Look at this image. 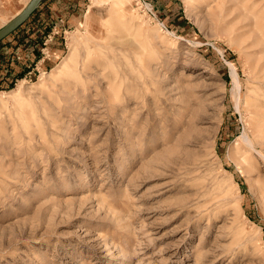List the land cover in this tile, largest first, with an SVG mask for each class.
<instances>
[{"label": "rangeland", "instance_id": "374dc122", "mask_svg": "<svg viewBox=\"0 0 264 264\" xmlns=\"http://www.w3.org/2000/svg\"><path fill=\"white\" fill-rule=\"evenodd\" d=\"M28 1L0 0V27ZM41 18L39 56L0 67V264H264L246 108L264 0H81L68 23Z\"/></svg>", "mask_w": 264, "mask_h": 264}, {"label": "crops", "instance_id": "0c3cea01", "mask_svg": "<svg viewBox=\"0 0 264 264\" xmlns=\"http://www.w3.org/2000/svg\"><path fill=\"white\" fill-rule=\"evenodd\" d=\"M80 2L81 0H41L33 10L34 14L31 16L33 25L36 26L37 22L38 25L40 22L42 24L41 17L44 12H46L47 20L50 21V24L53 23L52 21L55 23L57 18H62L68 23L71 18L77 16L80 10ZM43 19H45V17ZM28 21H30V19ZM28 25L29 24L26 22V24L24 23L17 29L20 30L23 27L25 30L24 32H26V34L17 39V44L15 46H9L8 50H3L2 55L0 54L1 69L8 67V62H10L14 65L15 69L24 71L25 66L33 62L39 56V43L34 37L36 36L37 39H40V32L34 31V26L31 28V26L28 27ZM40 29H43V27ZM57 50H60L59 46L58 44H54L51 52L54 53ZM43 58L44 57H42V59ZM42 59H39V61Z\"/></svg>", "mask_w": 264, "mask_h": 264}, {"label": "bare ground", "instance_id": "6f19581e", "mask_svg": "<svg viewBox=\"0 0 264 264\" xmlns=\"http://www.w3.org/2000/svg\"><path fill=\"white\" fill-rule=\"evenodd\" d=\"M252 8H254V7H252ZM251 10H253V9H251ZM18 12L19 11H17L15 14H17ZM260 12H261V10H260ZM258 15H259V13H258ZM249 30H251V29H249ZM258 35H259V33H258ZM259 39L260 38H258V41H259ZM64 65L66 66V63ZM62 67H64V66H62ZM263 75L264 74L262 73L261 75L258 74L256 76L258 79L256 80L257 81L256 85H254V87H255L254 91L250 94L249 99L246 100V108H248V111H249L250 115L252 116V118H251L252 119L251 120V126H252L253 129H252V132H251L252 133V137L250 138V141H251L253 147H254V145L257 144L260 147L261 151H264V89L262 87H259V86L264 84V80L262 78ZM230 76H231L232 82L234 83L235 89H237L239 80H238L237 72L234 69L233 65L231 67ZM251 167H253L252 164H251Z\"/></svg>", "mask_w": 264, "mask_h": 264}, {"label": "water", "instance_id": "95a60500", "mask_svg": "<svg viewBox=\"0 0 264 264\" xmlns=\"http://www.w3.org/2000/svg\"><path fill=\"white\" fill-rule=\"evenodd\" d=\"M41 0H29L26 5L15 14L9 21L0 27V39L13 31L33 12Z\"/></svg>", "mask_w": 264, "mask_h": 264}, {"label": "trees", "instance_id": "16d2710c", "mask_svg": "<svg viewBox=\"0 0 264 264\" xmlns=\"http://www.w3.org/2000/svg\"><path fill=\"white\" fill-rule=\"evenodd\" d=\"M33 14H34V11L29 15V17H31ZM29 17L24 22H22L18 27H16L13 31H11L9 34H7L2 39H0V43L6 37H8L9 35L13 34L21 25H23L24 23H26L28 21ZM8 65L9 66L6 69V71H7L6 73H8L7 75L13 73V74H15V77H18V76H21L23 74V71L22 70L15 69V67H14V65L12 63L8 62ZM2 78L0 79V89H3V88H11V86H12L11 81H9V82L8 81L7 82H3Z\"/></svg>", "mask_w": 264, "mask_h": 264}]
</instances>
